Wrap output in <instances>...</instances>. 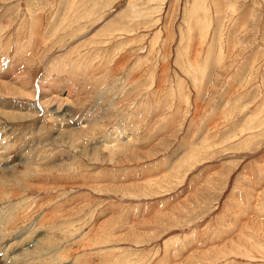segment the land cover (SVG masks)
<instances>
[{
	"label": "rangeland",
	"instance_id": "1",
	"mask_svg": "<svg viewBox=\"0 0 264 264\" xmlns=\"http://www.w3.org/2000/svg\"><path fill=\"white\" fill-rule=\"evenodd\" d=\"M0 61V264H264V0H0Z\"/></svg>",
	"mask_w": 264,
	"mask_h": 264
},
{
	"label": "bare ground",
	"instance_id": "2",
	"mask_svg": "<svg viewBox=\"0 0 264 264\" xmlns=\"http://www.w3.org/2000/svg\"><path fill=\"white\" fill-rule=\"evenodd\" d=\"M4 61V60H3ZM4 64V63H3ZM0 65H1V67H2V62L0 61ZM2 69H3V67H2ZM13 69V68H12ZM11 69V70H12ZM2 71V70H1ZM10 71V70H9ZM12 72V71H11ZM6 74V73H5ZM24 74V73H23ZM7 75V74H6ZM4 81H1L0 80V88H2L3 87V89L4 90H6V89H9L4 83H3ZM1 83L3 84V85H1ZM6 86V87H5ZM12 87V86H11ZM14 87V86H13ZM15 89H16V87H15ZM15 89L14 88H10V90H7L6 91V94H11L12 95V92H14L15 91ZM12 90V91H11ZM40 90V92H39V98H40V100L41 101H43L44 102V104L45 103H47V102H51V103H53V102H55L58 98H57V96L56 97H51L50 96V94H49V92H48V87H45V86H43L41 89H39ZM37 92V91H36ZM36 92H33V97H35V95H37V93ZM4 93V92H3ZM46 99H47V102H45L46 101ZM66 99V98H65ZM62 102V101H61ZM49 104V103H48ZM63 104V103H62ZM54 112V111H53ZM2 142L3 141H0V152H2V150L3 149H5L6 147H8L9 148V146H6V147H4L3 145H2ZM8 145V144H7ZM7 148V149H8ZM2 156H1V153H0V158H1Z\"/></svg>",
	"mask_w": 264,
	"mask_h": 264
}]
</instances>
